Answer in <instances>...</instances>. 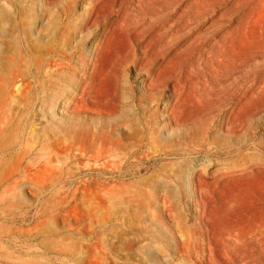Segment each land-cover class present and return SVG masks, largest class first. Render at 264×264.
Returning <instances> with one entry per match:
<instances>
[{"label":"rangeland","instance_id":"1","mask_svg":"<svg viewBox=\"0 0 264 264\" xmlns=\"http://www.w3.org/2000/svg\"><path fill=\"white\" fill-rule=\"evenodd\" d=\"M0 264H264V0H0Z\"/></svg>","mask_w":264,"mask_h":264}]
</instances>
